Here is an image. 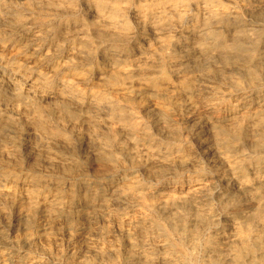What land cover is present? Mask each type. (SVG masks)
I'll return each instance as SVG.
<instances>
[{"label": "bare ground", "instance_id": "bare-ground-1", "mask_svg": "<svg viewBox=\"0 0 264 264\" xmlns=\"http://www.w3.org/2000/svg\"><path fill=\"white\" fill-rule=\"evenodd\" d=\"M199 247L264 264V0H0V264Z\"/></svg>", "mask_w": 264, "mask_h": 264}, {"label": "rangeland", "instance_id": "rangeland-1", "mask_svg": "<svg viewBox=\"0 0 264 264\" xmlns=\"http://www.w3.org/2000/svg\"><path fill=\"white\" fill-rule=\"evenodd\" d=\"M206 236L207 235H205L204 237L206 238ZM194 252V253H193ZM192 253H190L189 254V261H190V264L192 263V262H194V263H192V264H203V260H204V252H203V248L202 247H199L197 250H195V251H193ZM197 252V253H196ZM192 255H194V256H192ZM198 256V257H197ZM202 256V257H201ZM192 257V258H191ZM195 257V258H194ZM202 259H201V258ZM194 259V260H193ZM198 262V263H197ZM200 262V263H199Z\"/></svg>", "mask_w": 264, "mask_h": 264}]
</instances>
